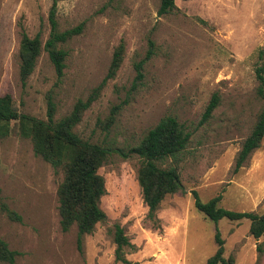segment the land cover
I'll return each mask as SVG.
<instances>
[{"label": "rangeland", "instance_id": "374dc122", "mask_svg": "<svg viewBox=\"0 0 264 264\" xmlns=\"http://www.w3.org/2000/svg\"><path fill=\"white\" fill-rule=\"evenodd\" d=\"M159 3L59 0L60 31L82 27L62 46L63 75L57 77L42 51L23 83L21 34H40L46 42L51 0H0V97L9 95L17 112L44 121L48 100L59 120L78 101L94 98L74 132L109 151L98 170L105 182L100 208L106 220L83 236L79 247L77 228L60 227L61 170L35 156L17 123L10 124L9 137L0 141V240L19 253L16 264H205L217 250L216 230L226 260L264 264V237L254 240L248 221L215 224L196 211L192 195L202 202L220 196L218 206L230 211L264 212V138L233 172L263 108L256 71H264V0L177 1L162 17ZM119 46L121 65L106 79ZM215 93L218 107L203 122ZM165 117L190 134L185 151L157 164L177 170L184 193L167 196L150 219L132 149ZM115 225L130 243L124 248L126 263L115 258Z\"/></svg>", "mask_w": 264, "mask_h": 264}, {"label": "trees", "instance_id": "16d2710c", "mask_svg": "<svg viewBox=\"0 0 264 264\" xmlns=\"http://www.w3.org/2000/svg\"><path fill=\"white\" fill-rule=\"evenodd\" d=\"M177 1L191 0H160L158 16H166L176 9ZM59 0H51L48 14L50 26L49 37L42 44L40 34L29 37L22 33L19 42L21 52L20 79L24 83L33 73L37 60L42 51L47 53L57 77L61 78L65 69L67 52L62 46L73 37L81 33L82 27L78 26L69 30L60 31L57 22ZM124 49L119 46L114 54L106 79H111L118 71ZM264 71L257 69L256 78L259 83L257 96L263 103L256 123L248 137L243 141L234 160L233 172L236 173L248 161L253 152L260 148L264 138ZM141 75L137 74V79ZM94 98L87 101H78L72 112L55 120V107L48 100L47 119L39 120L17 112L9 95L0 97V141L9 137L11 123H17L19 135L30 140L34 155L49 163L56 171L61 170L62 182L57 189L58 212L60 227L63 232H68L72 226L77 228L78 246L82 238L93 233L99 223L106 220L105 213L100 208V200L105 195L104 179L98 170L105 164L109 156L107 148L91 144L82 140L75 132V127L81 121L85 110L89 108ZM219 96L213 94L202 117L206 122L211 118L218 107ZM190 134L173 117L163 118L153 129L143 137L140 143L132 149V153L139 159L137 182L141 189L142 198L148 208V218L154 219L163 200L170 195L183 194L184 189L175 168L162 169L158 162L168 158L176 159L186 150ZM194 208L213 223L221 220L229 222L248 221L249 234L254 240L264 237V212H235L219 207L221 197L217 196L208 202H202L196 192L192 193ZM9 217L19 220V217L9 212ZM217 250L205 264H233V259L224 258V241L219 232H215ZM113 242L116 245V261L126 263L124 248L130 243L120 226L115 225ZM261 252V245L257 247ZM19 253L8 248L0 240V264H16Z\"/></svg>", "mask_w": 264, "mask_h": 264}]
</instances>
